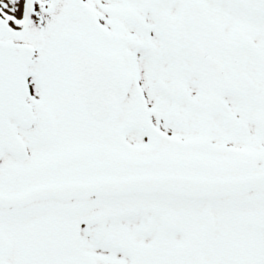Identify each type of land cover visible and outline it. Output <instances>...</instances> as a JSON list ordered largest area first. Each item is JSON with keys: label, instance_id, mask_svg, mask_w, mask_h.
Segmentation results:
<instances>
[{"label": "snow or ice", "instance_id": "obj_1", "mask_svg": "<svg viewBox=\"0 0 264 264\" xmlns=\"http://www.w3.org/2000/svg\"><path fill=\"white\" fill-rule=\"evenodd\" d=\"M0 264H264V0H0Z\"/></svg>", "mask_w": 264, "mask_h": 264}]
</instances>
